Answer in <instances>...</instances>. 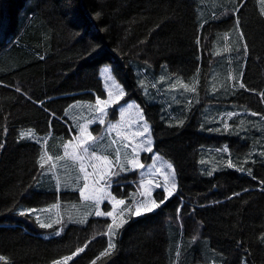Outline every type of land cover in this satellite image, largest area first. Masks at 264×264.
Wrapping results in <instances>:
<instances>
[{"label": "trees", "instance_id": "16d2710c", "mask_svg": "<svg viewBox=\"0 0 264 264\" xmlns=\"http://www.w3.org/2000/svg\"><path fill=\"white\" fill-rule=\"evenodd\" d=\"M262 9L259 0H0V255L7 264H52L85 245L69 264H92L108 246L111 219L82 200L71 162L60 161L54 173L38 163L45 150L63 155V143L78 133L72 106L106 98L104 64L126 89L106 123L135 99L177 187L153 212L126 213L115 249L96 264H264ZM29 130L47 143L22 139ZM140 180L139 171L122 172L112 192L138 201ZM165 195L153 194L157 202ZM53 205L64 217L51 228L40 227L35 213L19 214ZM87 211V222H76Z\"/></svg>", "mask_w": 264, "mask_h": 264}, {"label": "snow or ice", "instance_id": "6c2138e0", "mask_svg": "<svg viewBox=\"0 0 264 264\" xmlns=\"http://www.w3.org/2000/svg\"><path fill=\"white\" fill-rule=\"evenodd\" d=\"M238 11V9H237ZM262 15H264V9L261 10ZM239 22L237 21V27ZM241 38L243 39V33H241ZM199 43V39H197ZM247 46L245 45V50ZM228 47H225L224 51H230ZM161 81L165 80V77L160 78ZM105 80V89L107 93V98L101 99L99 96L96 97L95 103L90 104L87 107L94 112V118L87 120L86 123L78 124L79 132L71 140L63 143V155H56L53 157L48 154L47 150L39 157L38 163L41 168L48 166V171L53 172L59 166L60 161L68 160L71 162V165L76 168L78 175L75 177V180L79 182L83 180V186L79 187L77 190L80 193L82 200L91 205L94 208V215L97 217H109L111 218V223L107 225V231L103 235L108 237V246L102 251L96 259L92 261V264H96V261L106 257L111 254L112 250L115 249V237L119 232V229L123 227L128 221L125 219V214L130 213L134 216H141L146 213H151L155 209L159 208L166 200L174 195L176 185L175 179V170L171 163L167 164V169L171 171H164V166H156V160L159 157L153 158V164L148 166L149 169H155V173H158L163 176V183L154 182L153 180L141 181V187L144 188V191L140 192V196L143 197L142 200H132L131 204L125 199H118L112 195L109 191L111 187V178L113 176H119L121 172L126 171H135L138 169L145 168V165L140 160V153H152L153 152V141L150 135V126L147 123V120L144 117L143 110L136 105L137 117L138 119L131 121L130 123L125 122L124 116L126 113L130 112L133 109L132 104H128L127 107H121L120 117L121 119L115 123L108 124L106 128V135L109 137L108 148L112 149L111 154H106L103 148L100 145V141L104 139V136H94L91 131H89V126L93 123H99L100 125H105L106 118L109 115V108L114 105H118L120 101L125 97V92L119 84L116 83L113 76L111 75L109 69H105L104 72ZM181 87L187 92H195L196 88L194 86L190 87L188 84L179 82ZM241 88L244 87L243 83L239 85ZM173 90L176 88V84L170 86ZM19 91V89H17ZM231 118L234 113L226 114ZM252 115H258L257 113H252ZM183 120L178 121L179 124H183ZM132 124L138 125V128L135 131H126L125 129L131 128ZM224 128L227 130L229 125L225 122ZM115 133V137L112 134ZM33 136L31 131L21 133V138H30ZM146 137V139H141ZM133 141H136L133 143ZM47 142L45 141V144ZM0 147H3L0 144ZM131 149V152L122 150ZM223 151L227 152L228 149L224 148ZM205 163V161H201ZM227 167L232 168L235 165L231 160L228 161ZM92 171H88V169ZM239 170L243 171L241 167ZM154 173V174H155ZM250 173V170H249ZM209 176L212 175V172L207 173ZM92 177V183L89 184V178ZM57 189L60 187V180L57 178ZM261 183H264L262 181ZM145 184L149 186H154L155 188H162L166 195L157 202L155 198H152V193L148 191V188L145 187ZM105 201H108L112 204V210L103 211L101 209V204ZM121 208V206H125ZM59 205H53L52 207H58ZM134 208V211H133ZM119 212L117 214V210ZM37 209H25L21 211L20 215H32L37 212ZM179 211V210H178ZM93 212L85 213L84 217L79 219L78 223H86L87 217L92 215ZM37 222L42 228H51V223H43L40 218L37 216ZM53 223L61 224V219H56ZM56 235H60L61 232L58 230ZM84 247L77 248L75 252L71 253L68 256H64L60 259L54 260L52 264H69V261H72L73 258L80 253L84 252ZM0 261L7 264L6 258L3 255H0Z\"/></svg>", "mask_w": 264, "mask_h": 264}, {"label": "rangeland", "instance_id": "374dc122", "mask_svg": "<svg viewBox=\"0 0 264 264\" xmlns=\"http://www.w3.org/2000/svg\"><path fill=\"white\" fill-rule=\"evenodd\" d=\"M260 1V5H262V6H264V0H259ZM109 69V71H110V73H111V75L113 76V78H114V80L116 81V83L117 84H119L120 85V87L121 88H123V90H124V92H125V94H126V89H125V87H124V85L120 82V81H118L116 78H115V76L113 75V73H112V69H111V66L109 65V64H104V65H102V67H101V77H102V79L104 80V72H105V69ZM104 85H105V80H104ZM104 90H105V92H106V89H105V86H104ZM106 98H107V93H106ZM128 104H132L134 107H133V109L130 111V112H128V113H126L125 114V116H124V120H125V122H127V123H130L131 121H133V120H136V119H138V117H137V109H136V105H138L139 106V108L140 109H142V107H141V105L135 100V99H130V100H128V101H126V102H124L120 107H119V112H120V109H121V107H127V105ZM73 107L74 106H72V109H71V120H72V122H73V124H74V126L76 127V128H78L77 127V125L78 124H83V123H86L87 122V120H89V119H87L88 117V114H87V116H85L84 115V113L87 111V113L90 111V109L89 108H87V107H85V108H83V110L82 109H80V108H78L77 106L76 107H74V109H73ZM143 110V109H142ZM143 114H144V111H143ZM85 116V120L84 119H82V121H81V118H82V116ZM144 117H145V115H144ZM94 118V116L92 117V118H90V119H93ZM87 119V120H86ZM121 119V117L119 116V118L116 120V121H111V122H107L105 125H103V129H102V131L100 132V134L98 135V137L99 136H104V139L103 140H101L99 143H100V145H101V147L103 148V150L106 152V154H111L112 153V149H110V148H108L107 147V145H108V143L110 142L109 141V137L106 135V128H107V126H108V124H110V123H115V122H117V121H119ZM145 119H146V117H145ZM147 120V119H146ZM147 123H148V125L150 126V135H151V138H152V141H153V145H154V138H153V135H152V129H151V125H150V123L147 121ZM93 126H101L99 123H93V124H91L90 126H89V131H91L92 132V127ZM138 128V125H136V124H132L131 125V128H127V129H125L126 131H129V132H131V131H135L136 129ZM29 131H31L32 133H33V136L32 137H30V139L31 140H33V141H37V142H40V143H42V142H45L46 141V139L45 138H42L41 136H38L37 134H35L34 132H33V130H29ZM28 131V132H29ZM78 132H79V128H78ZM78 133H73V137L74 136H76ZM92 134L94 135V133L92 132ZM95 136V135H94ZM112 136L113 137H115V133H113L112 134ZM72 137V138H73ZM71 138V139H72ZM70 139V140H71ZM141 139H146V137H144V138H141ZM136 141H133V143H135ZM64 151V150H63ZM123 151H127V152H131V149L129 148V149H127V150H122V156H123ZM144 155H150V153H146V152H141L140 153V160H141V162L145 165V168H143V169H138V170H135V171H139L140 172V176H141V180H140V182L143 180V181H147V180H153L154 182H157L158 180H162L163 181V176L162 175H160V174H158V173H155V169H149V167L148 166H150V165H152L153 164V158L154 157H159V159H157L156 160V166L157 167H160L161 165H163L164 166V171H171L170 169H167V164L168 163H171L168 159H166L164 156H162L160 153H157V152H152L151 153V158H150V161L149 162H145L144 161V159H143V156ZM69 164H71V163H69ZM172 164V163H171ZM173 165V164H172ZM173 168H174V166H173ZM71 169H72V172H71V175H76L75 173H74V168L73 167H71ZM175 170V169H174ZM88 171H92L90 168L88 169ZM126 172H128V171H126ZM155 173V174H154ZM122 174V172L120 173V175ZM69 176L70 175H67V172H64V174H63V180H64V178L65 179H68L69 178ZM117 176H113L112 178H111V187L113 186V180L116 178ZM175 179H176V172H175ZM177 180V179H176ZM82 182L84 183V181L82 180ZM89 184H91L92 183V177H90L89 178ZM111 187L109 188V191L112 193V195L113 196H115L114 194H113V192H112V189H111ZM145 187H147L148 188V191H150L151 193H152V198H154V196H153V194H154V192L156 191V190H158V189H160V188H155L154 186H149V185H147V184H145ZM141 190L142 191H144V188H142L141 187ZM161 190H163V189H161ZM116 197V196H115ZM117 198V197H116ZM119 199V198H118ZM143 199V197H140V199L139 200H142ZM138 200V201H139ZM87 204V203H86ZM87 205H89V204H87ZM92 206H90V208H91ZM106 207H109L110 209H106ZM121 208H122V206H121ZM94 209V208H93ZM101 209L103 210V211H105V212H107V211H110V210H112V204L111 203H109L108 201H105L103 204H101ZM133 211H134V208H133ZM118 212H119V209L117 210V214H118ZM85 213H88V211L87 212H81V215H85ZM70 215H72V213H69ZM35 216L37 217H39L40 218V220L43 222V223H51L52 224V226H54V225H57L56 223H53V221L54 220H56V219H63V217H64V214L62 213V209H61V206L59 205L58 207H51L50 209H46V210H44V211H41V212H35ZM126 216L127 215H125V219H127L126 218ZM71 217V216H70ZM106 217V216H105ZM111 219V218H110ZM67 221V220H66ZM117 236V235H116ZM115 239H116V237H115ZM114 242H115V240H114ZM244 264H247L246 262H244Z\"/></svg>", "mask_w": 264, "mask_h": 264}, {"label": "bare ground", "instance_id": "6f19581e", "mask_svg": "<svg viewBox=\"0 0 264 264\" xmlns=\"http://www.w3.org/2000/svg\"><path fill=\"white\" fill-rule=\"evenodd\" d=\"M50 114V113H49ZM52 122V121H51Z\"/></svg>", "mask_w": 264, "mask_h": 264}, {"label": "crops", "instance_id": "0c3cea01", "mask_svg": "<svg viewBox=\"0 0 264 264\" xmlns=\"http://www.w3.org/2000/svg\"><path fill=\"white\" fill-rule=\"evenodd\" d=\"M120 116V115H119Z\"/></svg>", "mask_w": 264, "mask_h": 264}]
</instances>
